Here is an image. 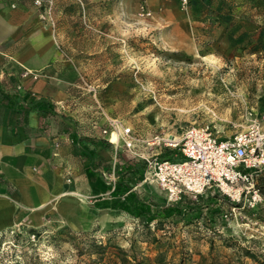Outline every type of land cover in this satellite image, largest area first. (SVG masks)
Masks as SVG:
<instances>
[{
    "label": "rangeland",
    "instance_id": "rangeland-1",
    "mask_svg": "<svg viewBox=\"0 0 264 264\" xmlns=\"http://www.w3.org/2000/svg\"><path fill=\"white\" fill-rule=\"evenodd\" d=\"M228 3L264 24V6ZM39 9L65 57L81 67L77 96L109 130L111 145L97 151L106 179L116 177L118 153H125L109 139L112 119L131 125L148 153L155 136L173 139L192 125L224 138L264 125V45L250 50L247 38L212 20L201 0H53L51 9ZM263 176L255 179L256 199L228 197L215 215L187 212L150 234L111 208L95 210L84 230L55 219L36 234L9 232L0 264H125L126 255L140 264H264ZM134 188L162 194L143 181Z\"/></svg>",
    "mask_w": 264,
    "mask_h": 264
},
{
    "label": "crops",
    "instance_id": "crops-1",
    "mask_svg": "<svg viewBox=\"0 0 264 264\" xmlns=\"http://www.w3.org/2000/svg\"><path fill=\"white\" fill-rule=\"evenodd\" d=\"M80 73L33 0H0V86L9 88L7 79L14 78L18 87L48 98L55 111L9 109L0 95V244L8 232L55 219L84 230L95 210L105 209L88 200L96 195L75 147L90 137L97 142L81 143L100 152L105 139L104 118L96 120L77 96Z\"/></svg>",
    "mask_w": 264,
    "mask_h": 264
},
{
    "label": "built area",
    "instance_id": "built-area-1",
    "mask_svg": "<svg viewBox=\"0 0 264 264\" xmlns=\"http://www.w3.org/2000/svg\"><path fill=\"white\" fill-rule=\"evenodd\" d=\"M38 8L51 9L53 0H33ZM28 71V70H27ZM111 126L123 150L133 157L146 162L143 182L157 186L168 203H175L185 197L197 199L215 193L227 195L233 201H240L249 193L258 196L255 179L264 170V125L253 124L232 137L217 135L209 127L192 125L182 131L180 136H155L148 153L142 148L140 136L131 125L112 119ZM108 134V128L102 130ZM174 150L173 158L163 159L161 154ZM115 175L108 182L115 186ZM230 189V190H229Z\"/></svg>",
    "mask_w": 264,
    "mask_h": 264
},
{
    "label": "trees",
    "instance_id": "trees-1",
    "mask_svg": "<svg viewBox=\"0 0 264 264\" xmlns=\"http://www.w3.org/2000/svg\"><path fill=\"white\" fill-rule=\"evenodd\" d=\"M209 12L211 19L217 21L227 28L232 26L231 34L237 32L240 40L247 38V47L250 50L257 51L259 45H264V24L258 23L255 14L240 15L236 13L235 8L229 6L228 0H201ZM252 6L260 9L264 6V0H247ZM239 9V7H237ZM9 88L0 86V95L5 105L9 109H15L22 112H30L34 110L54 111V104L45 97L38 96L31 91L18 87L14 78H8ZM86 141L97 142L95 138H82ZM79 139L75 143V147L79 154L86 159L85 170L92 185L93 193L96 195L95 206L97 208H111L122 210L138 220L137 226L143 229L145 234H150L152 227L165 228L166 222L175 220L176 217L182 216L184 213H198L202 215L204 208L212 211V215L219 212L218 203L222 200L229 201L228 196H220L215 193L208 196H199L197 199L185 197L183 200L175 203H168L163 194H159L152 190L151 194L141 193L134 188L136 184L141 182L146 169V162L137 159L129 153H118L119 159L116 162L115 173L116 182L113 187L99 172V158L97 147H90L82 144ZM104 146L111 145L109 140H102ZM174 150H166L161 154L163 159L173 158ZM264 180V176H263ZM36 234L37 229L29 228ZM14 232V231H11ZM9 233V232H8ZM6 235V234H5ZM20 236L19 232H16ZM125 264H140L141 262H131L126 255L122 258Z\"/></svg>",
    "mask_w": 264,
    "mask_h": 264
},
{
    "label": "bare ground",
    "instance_id": "bare-ground-1",
    "mask_svg": "<svg viewBox=\"0 0 264 264\" xmlns=\"http://www.w3.org/2000/svg\"><path fill=\"white\" fill-rule=\"evenodd\" d=\"M112 140L115 141V142H119L117 133L114 132V133L112 134ZM168 140H172V141H173V139H168ZM229 190H230V189H229ZM75 226H76V225H75Z\"/></svg>",
    "mask_w": 264,
    "mask_h": 264
}]
</instances>
